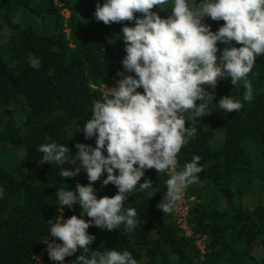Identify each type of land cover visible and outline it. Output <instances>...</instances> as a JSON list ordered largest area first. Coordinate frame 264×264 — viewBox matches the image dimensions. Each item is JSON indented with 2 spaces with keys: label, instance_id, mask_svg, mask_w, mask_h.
<instances>
[{
  "label": "trees",
  "instance_id": "1",
  "mask_svg": "<svg viewBox=\"0 0 264 264\" xmlns=\"http://www.w3.org/2000/svg\"><path fill=\"white\" fill-rule=\"evenodd\" d=\"M105 2L0 0V264H36L42 253V264H61L49 258L45 244L62 243L49 236L51 227L60 216L91 219L81 216L79 204L61 212L56 193L89 183L83 169L74 179L60 172L78 166L76 143L96 144L95 137L86 140L82 132L94 103L103 101L93 86H114L117 71H123L122 28L135 22H98L96 4ZM171 5L169 0L153 11L166 17ZM203 22L214 32L225 23L209 17ZM217 46L219 57L228 45ZM247 79L253 86L251 102L243 101V80L234 86L230 77L221 79L215 89L208 88L215 95L208 101L212 114L186 120L197 132L177 154L175 171L193 156L201 158L203 167L199 183L185 190L193 198L188 216L193 236L179 229L171 213L157 208L167 191L169 169L160 174L148 169L139 183L150 179L152 187L129 194L124 205L136 209L140 224L131 232L123 225L111 231L91 226L87 231L96 237L91 250L128 251L137 264H264V55L257 57ZM224 96L240 100L243 107L221 110ZM46 143L67 145L69 161L43 163L38 149ZM106 176L93 185L97 198L117 194L116 186L103 185ZM198 238L205 239L204 253ZM81 253L63 264H74Z\"/></svg>",
  "mask_w": 264,
  "mask_h": 264
},
{
  "label": "clouds",
  "instance_id": "2",
  "mask_svg": "<svg viewBox=\"0 0 264 264\" xmlns=\"http://www.w3.org/2000/svg\"><path fill=\"white\" fill-rule=\"evenodd\" d=\"M168 3L106 0L103 5L96 4L98 22L135 23L122 28L126 56L121 61L123 71L116 73L120 79L111 88L110 97L94 103L91 118L82 129L86 140L96 138V146L76 143L78 166L60 172L64 179H74L81 169L86 172L87 185L77 183L75 191L61 187L56 196L61 212L64 206L71 209L79 204L81 216L91 219L76 215L66 220L57 218L49 236L62 243H45L53 261L63 264L66 257L83 250L74 264H137L128 251L91 250L89 245L96 237L87 230L96 226L111 231L123 225L131 232L140 224L136 209L124 206L129 194L152 187L150 179L139 183L146 170L156 169L160 174L176 167L177 154L197 132L195 127L186 126V120L194 122L212 114L208 101L215 95L209 87L215 89L221 79L229 77L234 86L243 80V101L254 98L247 76L257 57L264 55V0H172L171 13L166 17L153 11ZM136 13L142 15L137 17ZM205 17L225 23L214 32L203 22ZM218 42L228 45L219 57ZM233 42L242 46L235 47ZM30 63L37 66L34 58ZM140 88L142 93L137 91ZM218 104L227 113L243 107L231 96L222 97ZM38 151L44 154L43 163L64 165L69 161L67 145L46 143ZM200 159L193 156L183 170L166 181L167 191L157 204L164 215L182 201L190 185L199 183L198 174L203 171ZM105 172L103 185L112 184L118 191L113 197L97 198L93 185ZM3 195L0 189V198Z\"/></svg>",
  "mask_w": 264,
  "mask_h": 264
},
{
  "label": "built area",
  "instance_id": "3",
  "mask_svg": "<svg viewBox=\"0 0 264 264\" xmlns=\"http://www.w3.org/2000/svg\"><path fill=\"white\" fill-rule=\"evenodd\" d=\"M65 16L69 18V12L65 11ZM128 75V74H125ZM116 87L114 86H109V85H101V86H93V89L97 90L101 96L102 99H104L106 96L110 97L111 96V88ZM96 146V144H95ZM94 146V147H95ZM175 168H170L168 170V174L172 175L174 174ZM193 201V198L189 199L184 193L183 199L181 202L178 203V205L174 208V210L171 212V215L174 217L177 226L179 227L180 230H182L186 236L192 237L193 236V231L189 225L188 221V216H189V209H190V202ZM197 245L202 251V253L205 252V239L204 238H198ZM43 253L40 255L43 257ZM36 264H42V260H39V257L37 258Z\"/></svg>",
  "mask_w": 264,
  "mask_h": 264
},
{
  "label": "rangeland",
  "instance_id": "4",
  "mask_svg": "<svg viewBox=\"0 0 264 264\" xmlns=\"http://www.w3.org/2000/svg\"><path fill=\"white\" fill-rule=\"evenodd\" d=\"M39 260H43V257L42 256H39Z\"/></svg>",
  "mask_w": 264,
  "mask_h": 264
}]
</instances>
